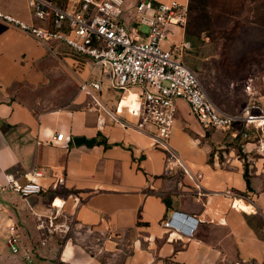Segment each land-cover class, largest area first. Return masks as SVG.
I'll list each match as a JSON object with an SVG mask.
<instances>
[{"label": "crops", "instance_id": "1", "mask_svg": "<svg viewBox=\"0 0 264 264\" xmlns=\"http://www.w3.org/2000/svg\"><path fill=\"white\" fill-rule=\"evenodd\" d=\"M123 1L124 25L145 41L147 28L132 14L140 0ZM144 1L150 9L171 2L184 6V22L166 29L161 47L205 79L207 89L220 77L226 79L228 73L220 68L222 46L213 43L214 0ZM0 11L43 26L33 18L27 0H0ZM88 79L100 82L101 103L113 112L122 92L112 87L108 72L63 44L49 50L0 21V187L10 178L25 182L33 167L43 171L40 194L23 199L7 189L1 196L0 264L259 262L264 246V135L258 128L241 122L227 133L204 128L188 104L176 100L169 145L191 174L201 175L204 195L196 198L187 175L179 168L166 169L165 155L151 133L122 127L106 112L98 124L99 113L79 91ZM236 79L223 95L250 99L234 105V113L216 107L234 115L264 113V90L255 95L246 74ZM60 133L63 140L54 141ZM76 138L93 142L75 144ZM174 213L186 218L176 221L177 227L188 230L194 221L190 235L164 227ZM11 226L18 235L15 255L6 254Z\"/></svg>", "mask_w": 264, "mask_h": 264}, {"label": "built area", "instance_id": "2", "mask_svg": "<svg viewBox=\"0 0 264 264\" xmlns=\"http://www.w3.org/2000/svg\"><path fill=\"white\" fill-rule=\"evenodd\" d=\"M123 2L65 0L62 6H57L49 0H27L33 18L43 26L27 24L1 11L0 21L31 35L49 50L52 45L63 44L108 72L112 87L122 92L113 112L101 103L98 80L88 79L79 85V91L90 98L89 108L99 113L98 124H103L102 114L106 112L122 127L133 125L139 131L151 133L155 145L165 155L166 169L179 168L192 181L195 197L200 198L204 195L201 175L191 174L169 145L177 114L176 100L182 99L188 104L202 127L218 131L227 130L239 122L259 128L264 115L247 111L234 115L219 110L206 94L196 73L185 66L179 56L161 47L166 29L184 22V6L171 2L150 9L144 0H140L132 14L136 23L147 28V38L142 42L123 23ZM132 89L135 92L130 93ZM243 135L246 136V133ZM53 139L61 142L63 134H57ZM42 177V169L33 167L24 175L23 183L10 178L7 185L0 187V209L1 196L7 189L23 199L40 194ZM178 220L186 221V218L174 213L164 222V227L177 228L190 235L194 221H190V227L186 230L176 226ZM6 245L12 254L19 252L18 235L13 226L9 227ZM25 258L32 262L29 256ZM233 264H264V246L259 262L238 261Z\"/></svg>", "mask_w": 264, "mask_h": 264}, {"label": "rangeland", "instance_id": "3", "mask_svg": "<svg viewBox=\"0 0 264 264\" xmlns=\"http://www.w3.org/2000/svg\"><path fill=\"white\" fill-rule=\"evenodd\" d=\"M58 2L62 4L63 0ZM233 3L235 4L232 7L231 15H225L220 19L214 18L215 31L213 32L214 45L222 46L219 50L224 56V60H221V71H226L228 76L225 77L226 79L221 77L217 79L214 87L209 89L206 87L205 79H199L210 100L219 109L229 113H234L232 112L234 105L240 101L243 102L245 98L250 99V97H244L241 94L223 95V92H231L229 84L235 83L238 80L236 78H243L244 74L251 78L247 82L250 89L253 87L255 90V95L264 90V0H241L240 3L239 0H234ZM216 91L221 94H214ZM256 114L264 115L261 112ZM232 126L222 133L231 131ZM258 130L260 134L264 135V124ZM6 254L11 255L10 249Z\"/></svg>", "mask_w": 264, "mask_h": 264}, {"label": "trees", "instance_id": "4", "mask_svg": "<svg viewBox=\"0 0 264 264\" xmlns=\"http://www.w3.org/2000/svg\"><path fill=\"white\" fill-rule=\"evenodd\" d=\"M58 1L59 0H54L56 5L58 6H62V4L65 2V0H63V3L59 4ZM214 1L216 2V5L218 7V12L215 16L216 19L224 18L225 15H231V12L233 10L232 7L235 4L233 3L234 0H214ZM240 2L241 0H239V3ZM245 180H246L247 186L249 187V180H248V176L246 175V173H245Z\"/></svg>", "mask_w": 264, "mask_h": 264}, {"label": "water", "instance_id": "5", "mask_svg": "<svg viewBox=\"0 0 264 264\" xmlns=\"http://www.w3.org/2000/svg\"><path fill=\"white\" fill-rule=\"evenodd\" d=\"M75 144H86V145H89L91 142V140H86V139H83V138H76L74 140Z\"/></svg>", "mask_w": 264, "mask_h": 264}, {"label": "bare ground", "instance_id": "6", "mask_svg": "<svg viewBox=\"0 0 264 264\" xmlns=\"http://www.w3.org/2000/svg\"><path fill=\"white\" fill-rule=\"evenodd\" d=\"M261 123H262V125L264 124V119H262Z\"/></svg>", "mask_w": 264, "mask_h": 264}]
</instances>
